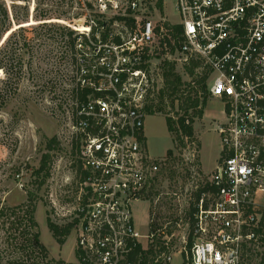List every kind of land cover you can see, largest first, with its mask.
Returning a JSON list of instances; mask_svg holds the SVG:
<instances>
[{
    "label": "built area",
    "instance_id": "2783aa9c",
    "mask_svg": "<svg viewBox=\"0 0 264 264\" xmlns=\"http://www.w3.org/2000/svg\"><path fill=\"white\" fill-rule=\"evenodd\" d=\"M79 1L114 30L94 42L81 31L88 47L67 49L72 70L50 80L74 178L51 206L75 237L62 264H264V0ZM165 61L193 88L203 76L221 107L218 161L176 249L139 232L133 212L166 158L150 156L144 132Z\"/></svg>",
    "mask_w": 264,
    "mask_h": 264
},
{
    "label": "rangeland",
    "instance_id": "374dc122",
    "mask_svg": "<svg viewBox=\"0 0 264 264\" xmlns=\"http://www.w3.org/2000/svg\"><path fill=\"white\" fill-rule=\"evenodd\" d=\"M0 5L6 13L0 10V56L5 59L6 70L0 69V95L4 101L0 104V186L5 187L1 194L5 204L15 205L26 199L23 185H26L27 174L23 167L18 175H12L13 165L28 163L37 166L47 139L56 136L59 140L58 147L50 152L53 158L51 175L44 186L35 189L38 198L34 218L46 257L37 252L23 254L12 248L3 231L7 222L3 227L0 225V255L4 260L21 255L23 264L73 262L75 237L72 231L60 245L46 222L47 216L54 222L52 201L62 205L67 200L69 182L74 180L63 122L51 112L54 98L50 80L63 77L65 73L69 75L72 70L71 60L60 57L65 49L60 37L62 27L76 33L88 28L89 38L93 41L90 23L97 13L94 7L90 8L79 0H0ZM167 9L175 18L171 7ZM109 15L105 16L106 20ZM109 28L114 30L112 26ZM101 31H95L96 40L101 39ZM76 41H83L88 47L86 37L85 41L82 37ZM161 85L160 80L155 85L154 103L159 100ZM191 92L199 95V86L192 88ZM220 108L218 99L208 97L202 117L195 119L193 141L175 149L173 159L166 154L172 147V138L167 130L165 111L154 110L146 115L147 150L156 160L166 158L159 165L158 177L150 188L149 197L134 204V223L139 232H157L169 238L175 249L183 243L181 236L187 232V212L192 205L190 197L208 179L220 154L217 117ZM166 111L173 114L168 107ZM56 222L60 223L59 220Z\"/></svg>",
    "mask_w": 264,
    "mask_h": 264
},
{
    "label": "trees",
    "instance_id": "16d2710c",
    "mask_svg": "<svg viewBox=\"0 0 264 264\" xmlns=\"http://www.w3.org/2000/svg\"><path fill=\"white\" fill-rule=\"evenodd\" d=\"M161 0H159V3ZM88 7H91L87 3ZM0 10L5 13V9L0 5ZM114 17L106 20L105 16L96 14L94 18L91 19L90 29L92 38L95 39L94 33L97 29L102 27L101 31V41H106L109 37V26L113 22ZM132 21L130 17L125 18V22L129 24ZM89 22V19H88ZM60 32V37L62 42V47H65L61 51V58H65L68 54L67 49L71 51L73 47H76L77 39L81 37V33H76L68 27H62ZM2 33V28L0 27V36ZM115 41H118L115 38ZM1 54V53H0ZM0 69L4 72L5 70V59L0 56ZM191 69H189V72ZM162 86L158 91L159 100L154 103L150 101L146 105L148 114L153 113L154 110L158 112L165 111V122L167 130L171 134L172 147L167 150V155L171 159L175 157V149H181L189 141L194 139V122L196 118L202 117L203 109L205 103L208 99V93L206 91V86L204 84V77L198 78L199 95H194L191 92L192 86H189V82L184 81L182 75L176 71L175 66L172 62L165 61L164 66L161 71ZM189 86V87H188ZM1 94V88H0ZM166 99V102L163 101ZM2 97L0 95V104H3ZM173 111V114H167L166 108ZM59 140L56 136L47 139L44 145V149L39 158L37 166L30 165L28 163L21 165H13L11 172L12 175H18L21 169L24 167L27 174L26 185H23V189L26 191L25 201L15 204L7 205L1 199V194L5 190V187L0 186V225L3 227L4 222H7V226L3 230L10 240V245L12 248L21 251L23 254L27 253H40L42 257H46L45 248L39 240V231L37 230V223L34 218V212L36 209L37 194L35 189L44 186L51 175V168L53 163L51 150L58 147ZM1 164V163H0ZM170 174V172H169ZM31 187V188H30ZM208 188V183L205 182L202 186L198 187L195 191L194 197L199 198L200 192ZM193 205V203H191ZM187 212L188 216L191 215L193 206ZM46 222L52 235L58 242L62 245L67 236L71 233L72 223H55L48 216L46 217ZM160 235L156 237V243L160 242ZM190 241V240H189ZM190 244V242H189ZM30 249V251H28ZM152 252V247L150 249ZM29 255V254H28ZM4 262V263H2ZM24 260L22 256H17L11 259L4 260L0 255V264H23ZM31 264H39L38 262H32ZM43 264H51V261H45ZM55 264H61L57 262Z\"/></svg>",
    "mask_w": 264,
    "mask_h": 264
}]
</instances>
